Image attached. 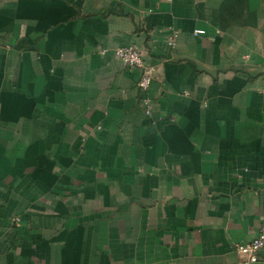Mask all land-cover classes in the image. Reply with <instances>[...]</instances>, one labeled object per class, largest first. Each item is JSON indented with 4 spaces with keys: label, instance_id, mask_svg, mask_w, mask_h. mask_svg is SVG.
<instances>
[{
    "label": "crops",
    "instance_id": "1",
    "mask_svg": "<svg viewBox=\"0 0 264 264\" xmlns=\"http://www.w3.org/2000/svg\"><path fill=\"white\" fill-rule=\"evenodd\" d=\"M263 224L264 0H0V264H250Z\"/></svg>",
    "mask_w": 264,
    "mask_h": 264
},
{
    "label": "built area",
    "instance_id": "2",
    "mask_svg": "<svg viewBox=\"0 0 264 264\" xmlns=\"http://www.w3.org/2000/svg\"><path fill=\"white\" fill-rule=\"evenodd\" d=\"M195 34H203V31H195ZM172 45V41L169 43ZM103 52V51H102ZM114 57L121 61L125 66L130 68H137L141 71V77L137 82V87L140 90H146L151 82L153 81V66L146 64L143 60L141 51L133 46L129 47H118L113 50ZM146 106L148 103L146 100L143 101ZM148 115V107L145 111ZM19 220L16 219V222ZM235 253L243 257L246 263H258L264 262V224L260 227L258 235L251 242L246 244H238L234 249Z\"/></svg>",
    "mask_w": 264,
    "mask_h": 264
}]
</instances>
